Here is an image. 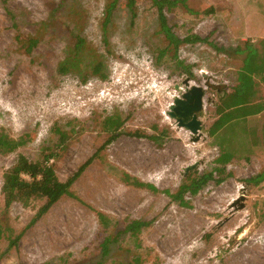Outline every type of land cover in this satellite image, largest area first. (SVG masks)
Masks as SVG:
<instances>
[{"label":"rangeland","instance_id":"374dc122","mask_svg":"<svg viewBox=\"0 0 264 264\" xmlns=\"http://www.w3.org/2000/svg\"><path fill=\"white\" fill-rule=\"evenodd\" d=\"M107 2L0 0V132L21 143L0 154V264H264V181L247 182L264 177V108L257 112L264 107V61L244 51L251 45L264 54V0H183L164 9L176 36L211 43L180 45L177 56L188 71L176 66L170 49L159 57L168 41L150 0H135L133 17L126 0H117L104 22ZM49 18L63 29L72 21L102 55L106 79L57 73L68 41L41 26ZM19 33L37 35V46L18 49ZM239 76L226 114H258L211 135L220 96ZM185 79L204 92L196 142L168 116L181 93L174 87L183 88ZM115 118L121 126L108 142L106 123ZM220 153L225 166L216 163ZM20 155L32 162L49 156L62 182L91 160L71 195L31 224L44 200L4 209L1 195L3 172ZM206 174L212 179L195 193L176 198L181 185ZM96 211L117 222L109 234L135 220L147 225L120 235L101 259L98 245L108 233Z\"/></svg>","mask_w":264,"mask_h":264},{"label":"trees","instance_id":"16d2710c","mask_svg":"<svg viewBox=\"0 0 264 264\" xmlns=\"http://www.w3.org/2000/svg\"><path fill=\"white\" fill-rule=\"evenodd\" d=\"M116 2L117 0H108V2L106 3L104 11V22H108L110 20ZM150 2L156 8L158 13L159 30L161 33H163L165 39H167L168 41L166 49L160 51L159 57H163L166 54L167 50L170 49L173 52L172 59L175 61L176 66L183 71H188V67L184 65L182 61H179L177 56V51L180 45L195 44L197 42L208 44L211 43L207 38H201L195 34H189L186 37L179 38L173 33L171 27L167 24L164 9H166L167 11L171 10L179 2L183 3V0H150ZM126 7L130 14V17H133L135 14V0H126ZM72 24V21H69L68 27L63 29V27H59L56 21L51 18L41 23V26L43 28H54L61 33L64 32L67 36V50L64 58L58 63L57 73L60 75L74 74L80 79L81 82H86V80L90 77H96L100 80L106 79V67L102 55L99 53L97 48H95L81 33H78L71 28ZM19 36L20 33L15 38L18 44V49H26V52H30L38 44L39 37L37 35L36 37L29 36L23 39L19 38ZM249 49H252L250 51H252L255 56L259 55L260 58L264 61V54L262 52H259L251 45H247L244 51ZM244 61L249 62L250 60L249 58H245ZM240 77L241 76L237 77V82L235 83L230 93H226L220 96L219 105L216 107L218 117L214 121L210 129L211 135H216L217 133H219L222 127L228 123H237L239 121L245 120L248 117L257 115V112L264 108L261 107L257 110V112L253 111L252 114L243 115L241 118L234 117L233 114H226V110L229 108V106H227L225 99L230 95H236L237 92L235 91V88L236 86H238V79ZM250 105L253 106V104ZM106 125L111 132L108 142H111L116 138L118 134V129L121 126V121L120 119L115 118L114 120L108 121ZM253 130L250 129L249 133ZM137 135L139 137H143V135L139 134H136L134 136ZM20 144L21 143H19L15 139H12L6 136L4 133L0 132V154L13 152L15 149H17V147H19ZM223 157L224 153H220L219 157L216 159V163L225 166L228 163V160L224 161ZM48 160L49 156L45 157L41 161L32 162L29 161L26 157L20 155L17 157L12 166L5 169L2 175L3 181L1 186V195L3 198L4 209H7L10 205L16 202L26 206L32 200H44V204L38 210L36 217L32 220L31 224L34 222V220L44 215L54 204H56L60 200L62 196L71 195L69 191L71 184L79 175V173L82 172L91 158L83 163L78 168L77 172L65 182L59 180L53 165L49 164ZM261 177V174L256 175L255 177L250 178L247 182L258 184L264 181V177L259 180ZM210 179H212V174H206L202 175L198 179L192 180L188 185H181L175 195L176 198H181L185 190H190V192L195 193L196 190L202 187V185L206 184ZM96 216L98 218L99 229L105 233H108L98 245V253L101 259L106 258L111 253L112 246L116 244L120 235L126 232L132 233L138 231L140 227H144L147 225L146 222L135 220L129 222L121 229H117V232L115 234H109L107 228L111 226L112 230V228H115L117 222H113L111 219H109L108 216L100 211H96ZM22 234L23 230L15 234L10 241V246H15ZM138 262V259H134L129 263ZM96 264L101 263L98 262ZM115 264L123 263L120 262Z\"/></svg>","mask_w":264,"mask_h":264},{"label":"water","instance_id":"95a60500","mask_svg":"<svg viewBox=\"0 0 264 264\" xmlns=\"http://www.w3.org/2000/svg\"><path fill=\"white\" fill-rule=\"evenodd\" d=\"M184 87L175 86L174 89L180 93L173 99L169 106L168 116L173 119L179 128L189 131L192 141L196 142L199 138L198 132L201 129L197 114L202 110L204 92L199 86H190L189 80L183 81ZM196 163L186 167L185 171L196 167Z\"/></svg>","mask_w":264,"mask_h":264},{"label":"bare ground","instance_id":"6f19581e","mask_svg":"<svg viewBox=\"0 0 264 264\" xmlns=\"http://www.w3.org/2000/svg\"><path fill=\"white\" fill-rule=\"evenodd\" d=\"M95 183V182H94Z\"/></svg>","mask_w":264,"mask_h":264}]
</instances>
